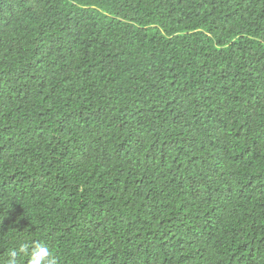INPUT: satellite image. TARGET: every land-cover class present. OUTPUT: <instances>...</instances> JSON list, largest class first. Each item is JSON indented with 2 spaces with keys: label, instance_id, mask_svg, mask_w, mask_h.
I'll return each mask as SVG.
<instances>
[{
  "label": "trees",
  "instance_id": "trees-1",
  "mask_svg": "<svg viewBox=\"0 0 264 264\" xmlns=\"http://www.w3.org/2000/svg\"><path fill=\"white\" fill-rule=\"evenodd\" d=\"M21 241L264 264V0H0V264Z\"/></svg>",
  "mask_w": 264,
  "mask_h": 264
},
{
  "label": "clouds",
  "instance_id": "clouds-1",
  "mask_svg": "<svg viewBox=\"0 0 264 264\" xmlns=\"http://www.w3.org/2000/svg\"><path fill=\"white\" fill-rule=\"evenodd\" d=\"M22 253H28V264H58L57 259L45 244L41 242L29 244L24 241L19 242L18 248L10 252L8 264H17L16 257Z\"/></svg>",
  "mask_w": 264,
  "mask_h": 264
}]
</instances>
